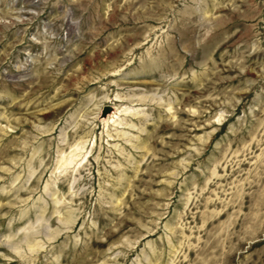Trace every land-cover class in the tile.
Segmentation results:
<instances>
[{
    "label": "rangeland",
    "instance_id": "obj_1",
    "mask_svg": "<svg viewBox=\"0 0 264 264\" xmlns=\"http://www.w3.org/2000/svg\"><path fill=\"white\" fill-rule=\"evenodd\" d=\"M0 264H264V0H0Z\"/></svg>",
    "mask_w": 264,
    "mask_h": 264
},
{
    "label": "water",
    "instance_id": "obj_2",
    "mask_svg": "<svg viewBox=\"0 0 264 264\" xmlns=\"http://www.w3.org/2000/svg\"><path fill=\"white\" fill-rule=\"evenodd\" d=\"M110 110H111V106H106L104 108V111H103L104 115H106L108 112H110Z\"/></svg>",
    "mask_w": 264,
    "mask_h": 264
}]
</instances>
